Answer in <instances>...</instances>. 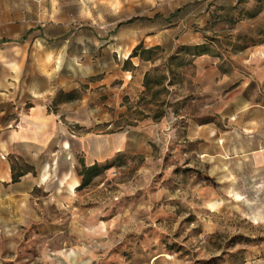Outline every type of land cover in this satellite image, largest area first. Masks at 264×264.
Segmentation results:
<instances>
[{
	"label": "rangeland",
	"instance_id": "1",
	"mask_svg": "<svg viewBox=\"0 0 264 264\" xmlns=\"http://www.w3.org/2000/svg\"><path fill=\"white\" fill-rule=\"evenodd\" d=\"M3 39L0 91L40 97L57 151H107L85 177L72 157L74 190L58 164L0 211V264H264V0H0ZM138 45L162 50L126 63Z\"/></svg>",
	"mask_w": 264,
	"mask_h": 264
},
{
	"label": "crops",
	"instance_id": "2",
	"mask_svg": "<svg viewBox=\"0 0 264 264\" xmlns=\"http://www.w3.org/2000/svg\"><path fill=\"white\" fill-rule=\"evenodd\" d=\"M143 75L144 73L139 76L140 84L143 82ZM8 86L0 91V211L16 214L24 213L31 208L33 198L31 192L48 182L50 169L56 172L58 164L67 165L65 175L60 177V184L65 183L66 179H71L72 181L68 182V189L72 191L80 185L72 157L74 159L77 152H82L84 164L91 166L105 158L107 149L105 144H102L104 142L97 140L95 141L97 150L93 152L90 150L89 140L80 139L77 141L78 147L75 152L71 149L72 142L64 138L60 150L57 151V116L50 113L44 104H36L40 98L37 95L32 93L30 97L23 98L21 93L20 97H16L9 90L12 89L11 85ZM27 102L30 104L28 108ZM110 150L114 152L120 149L112 145ZM13 159H21L33 167L31 170L21 172L16 181H13L15 174V170L12 169Z\"/></svg>",
	"mask_w": 264,
	"mask_h": 264
},
{
	"label": "trees",
	"instance_id": "3",
	"mask_svg": "<svg viewBox=\"0 0 264 264\" xmlns=\"http://www.w3.org/2000/svg\"><path fill=\"white\" fill-rule=\"evenodd\" d=\"M0 42H5V40H0ZM199 48V45H196L193 47L192 50L195 51L194 54H197V49ZM182 49L189 50V47H184ZM162 47L157 45V46H152L148 48H144L142 45L136 46L133 51L129 54V56L126 59V63L131 61V58L133 57H139L143 61H151L155 62L157 60L155 53L158 51H161ZM180 60L179 55H175L170 57L166 63L165 66L169 69V72H172L171 66L174 64V62ZM168 81V76L161 70L159 66H155L148 71H146L144 75V80H143V87L144 90L142 91V96L144 97L145 95L151 93L152 99L156 100L159 93L161 92L160 90H155L158 86H164L165 83ZM171 81L169 82V84ZM164 90H167L166 87H163ZM162 89V90H163ZM165 113L164 111H160V113L156 114L154 116L155 119H160L162 116H164ZM13 169V166H12ZM26 172V171H25ZM98 172V165L95 163L94 165L91 166H85V164H82V169L79 171V175L85 177V175H94ZM21 174H14L13 175V181H16L18 176ZM83 181V183H85Z\"/></svg>",
	"mask_w": 264,
	"mask_h": 264
},
{
	"label": "bare ground",
	"instance_id": "4",
	"mask_svg": "<svg viewBox=\"0 0 264 264\" xmlns=\"http://www.w3.org/2000/svg\"><path fill=\"white\" fill-rule=\"evenodd\" d=\"M213 206V205H212ZM257 219V218H256Z\"/></svg>",
	"mask_w": 264,
	"mask_h": 264
},
{
	"label": "built area",
	"instance_id": "5",
	"mask_svg": "<svg viewBox=\"0 0 264 264\" xmlns=\"http://www.w3.org/2000/svg\"><path fill=\"white\" fill-rule=\"evenodd\" d=\"M20 120V119H19Z\"/></svg>",
	"mask_w": 264,
	"mask_h": 264
}]
</instances>
